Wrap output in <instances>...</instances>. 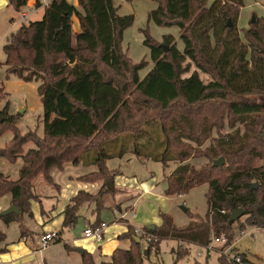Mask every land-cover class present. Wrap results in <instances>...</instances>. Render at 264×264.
<instances>
[{
  "label": "trees",
  "instance_id": "16d2710c",
  "mask_svg": "<svg viewBox=\"0 0 264 264\" xmlns=\"http://www.w3.org/2000/svg\"><path fill=\"white\" fill-rule=\"evenodd\" d=\"M29 1L8 3L20 12ZM34 1L39 7L40 0ZM153 1L158 6L148 14L149 21L179 28L184 49L172 35L158 42L145 30L144 45L154 67L144 79L140 72L148 62L133 63L123 46L135 16H120L113 0H78L79 8L54 0L40 20L7 35L5 80L35 85L43 134H21L17 116L2 112L0 137L8 131L14 136L0 148V160L21 161L23 166L17 177L0 173V199L11 195V204L20 211L0 217V223L21 224L23 215L31 214V201L38 198L34 179L43 175L52 183L53 168L63 169L81 158L99 167L81 180L104 185L97 194L80 192L71 201L64 226H75L88 202L96 203L101 212L103 197L110 191L107 183L115 176L105 163L123 157L131 147L138 157L165 167L177 165L165 178L167 196H183L207 185L208 210L205 216L188 210L190 222L182 227L162 214L161 226L144 228L159 239L146 247L129 226L119 239H130L131 247L116 248L109 261L100 264H144L164 240L206 248L224 237L222 251L230 246L238 221L241 230L249 226L264 230V19L238 30L244 0ZM74 17L80 32L74 30ZM201 74L208 76L207 82ZM9 95L1 83L0 101ZM224 127L229 129L226 134L220 131ZM30 143L35 147L25 150ZM220 157L225 165L214 167ZM201 158L208 163L195 167L190 162ZM238 209L244 211V222L231 221ZM99 220L91 226L101 225ZM21 230L24 237L23 224ZM5 241L0 227V253L7 250ZM188 254L179 251L177 260ZM234 255L241 263L220 254L219 264H254L244 253ZM82 258V264H97L87 251Z\"/></svg>",
  "mask_w": 264,
  "mask_h": 264
},
{
  "label": "rangeland",
  "instance_id": "374dc122",
  "mask_svg": "<svg viewBox=\"0 0 264 264\" xmlns=\"http://www.w3.org/2000/svg\"><path fill=\"white\" fill-rule=\"evenodd\" d=\"M113 1L115 6L119 9L118 13L120 16L131 14L135 16L134 24L124 33L123 46L125 51L128 52V55L132 59L133 63L138 64L143 60L148 62L147 67L140 72L141 79H144L154 67L150 56V49L144 45L145 30H148L149 34L158 42L162 41L163 36L172 35L175 38V43L177 44L178 48L183 51L184 45L180 39L181 33L179 28L159 27L153 21H149L148 14L157 8L158 4L156 2L153 0H133L132 2H127L126 0ZM42 15L43 11L35 15L32 18V21L40 20ZM17 16V22H19L20 16ZM253 16L256 20L257 18L264 19V0H244V6L241 8L240 12V20H238L236 25L237 29L242 30L248 28L252 22ZM73 20L74 30L76 32H80L81 30L79 21L76 18ZM5 42L6 39L0 43V87L1 83H4L7 86V89L9 90L7 92L10 95L5 96L0 101V115L2 117L3 111H5L4 113L7 112L9 115L14 113L12 115L17 116L16 124L21 134H25L27 132H36L37 134L42 135L43 112L40 100L37 110L33 111L32 109H28L26 106V100L31 98L30 93L27 91L28 87L34 86V88H36L35 85L21 82L15 78H12L9 81L5 80L6 66L4 63L6 61V55L3 49ZM201 77L207 82V75L201 74ZM35 95L37 96V91L35 92ZM262 102H264V98H262ZM7 105L8 107L6 108ZM215 131L214 137L218 135L217 130ZM220 131L226 134L229 132V129L224 127L223 131ZM13 136V132L8 131L2 137H0V148L8 144L12 140ZM209 143L210 142H207L202 147L203 151L208 147ZM34 147V144L30 143L25 146V150H29ZM190 162L195 167H200L204 163H208V160L206 158L191 159ZM81 163L84 166L93 164L91 162H86L84 158H81ZM107 165L110 169L119 168L123 172V179L125 181L127 179H135L136 181H139V183L147 182V184L153 185V180H155L154 185L157 188V194H150L141 197L136 208L137 219H133V222L136 223L135 225L138 228H144L146 224L148 225L152 222H154L152 224H160L162 222V214L173 217L174 222L178 227L188 225L190 222V217L181 209L183 206L188 208L190 212L197 213L200 216H205L207 213V185L196 187L188 194L183 196L166 195L165 191L167 186L165 183V178L177 167V165L174 163H170L165 167L162 163L154 162L147 157H138L133 151L131 152L130 147L128 149V153L123 157H115L113 159L107 160ZM91 166H94V164ZM55 171L62 173L67 172V170H60L58 168H55ZM48 185V182L44 178L39 180L36 184L38 193H42ZM108 186L109 188L112 187L111 183H109ZM116 188L117 191H114L115 189L113 190L110 188L111 192L107 193L109 196L105 201L107 206L110 204L113 206V210H106V208H103L101 209V212H99L97 210V204L94 202H88L86 204L87 206H85L88 209H94L96 213H99V216H101L100 214L103 211L102 218L106 223L110 224V230L113 231L117 229V225L112 224L114 220L112 212L114 209L117 211L118 208H122L125 211H128L129 209L132 210V207H127L123 203L119 204V202L122 201L121 198L124 200L129 198L135 199L136 197L138 198V195L141 193H137L135 188H121L119 186ZM41 200L46 201L47 203L49 201L44 198H41ZM117 203L119 205H114ZM244 220L245 217H242L240 221L244 222ZM99 221L102 222L101 220ZM120 222L124 221L121 220ZM239 226L240 224L238 221L234 225V238L231 241L230 246L227 247L229 248L230 255H234L235 253H244L248 256V259L252 263L264 264V230L251 226L241 230ZM124 244L125 243L121 244L120 247H123ZM143 245L145 247L147 246L144 241ZM159 246V252H152L149 258L145 259L144 264H219L218 258L221 254L219 249L222 247V245L216 244L214 241L210 247L203 248L195 244L181 243L176 240H164ZM181 250L188 251L189 254L186 257L177 260V254Z\"/></svg>",
  "mask_w": 264,
  "mask_h": 264
},
{
  "label": "crops",
  "instance_id": "0c3cea01",
  "mask_svg": "<svg viewBox=\"0 0 264 264\" xmlns=\"http://www.w3.org/2000/svg\"><path fill=\"white\" fill-rule=\"evenodd\" d=\"M69 2L79 8L78 0H69ZM41 11L44 13V9H37L34 0L29 1L27 6L23 7L20 12L14 11L13 8L9 6L8 0H0V43L12 30L22 24L31 22L32 18ZM25 13L28 16V22L23 23L21 14ZM17 15L20 16L19 22H17ZM41 17H43V15ZM4 87L6 92L9 91L5 84ZM27 91L31 95V98L26 100L27 108L33 111L37 110L39 98L35 95L36 88L30 86ZM91 165H87L88 167L84 166L81 161L77 163L69 162L64 165L63 169H60L67 170V172L64 173L55 171V168H53L51 170L52 183H49L43 175H39L34 179L33 190L38 198L31 201V214L26 213L22 217L21 224H23L25 230L24 237L21 236L22 230L20 223L13 222L9 225H5L2 222L0 223V227L6 233L4 245L7 247L5 252L0 253V264H82V254L79 253L77 249H83L91 253L96 263L100 264L101 262L109 261L110 256L116 248L129 249L131 247V240H122L119 239V236L125 233L129 226L138 228L135 225L136 223L133 222V219H137L136 208L141 197L157 194V188L154 185L155 180H153V185L147 184V182L139 183V181L135 179H127L125 181L123 179V172L119 168L110 169L107 162L105 166L109 171H118L114 172L115 176L113 180L107 183L108 189L112 188L113 190L115 189L114 191H117L116 187L119 186L121 188H135L137 193L141 192L138 198L136 197L135 199L129 198L124 200L121 198L122 201H120L119 204L123 203L127 207H132V210L129 209L125 211L122 208H118L117 211L114 209L112 212L114 219L112 224L117 225V229L113 231L110 230V224L103 220V211L100 214L101 216H99V213H96L94 209L86 208L85 206L87 205L85 204L79 212V218L75 226H64V212L71 204V201L80 192L97 194L104 185V181L85 182L81 180L82 177L88 174L98 172L99 167L97 165ZM22 166L23 163L21 161L11 164L7 160H0V173L6 176L17 177ZM42 178H44L50 186L48 185L42 193H38L36 184ZM109 183H111L112 186L110 188L108 186ZM108 196L109 195L106 194L103 197V207L106 208V210H113V206L111 204L107 206L105 202ZM41 198L49 200L48 203L41 200ZM119 204L117 203L114 205L117 206ZM10 206H12L11 195L4 196L0 199V212L6 210ZM99 219L103 221V225L105 226L103 240L101 242L88 239L84 236V231ZM121 220L124 222H120ZM152 223L146 224L145 227L150 225L159 227L162 224V222L160 224ZM47 233H54L57 238L48 248L40 250V238ZM123 243H125L123 247H120ZM66 246H68V248Z\"/></svg>",
  "mask_w": 264,
  "mask_h": 264
},
{
  "label": "built area",
  "instance_id": "2783aa9c",
  "mask_svg": "<svg viewBox=\"0 0 264 264\" xmlns=\"http://www.w3.org/2000/svg\"><path fill=\"white\" fill-rule=\"evenodd\" d=\"M54 0H40V6L37 7L38 8H42L45 9L47 8ZM22 16V22H28V16L25 14H21ZM21 24V23H20ZM105 231V226L103 225V223L99 226H95V227H89L84 231V236L88 239H93L97 242H101L103 240V234ZM135 233L138 237L143 238V241L146 244H154L158 241V238L147 232L144 228H135ZM57 236L54 233H47L45 235H43L40 238V250H44L46 248L49 247V245L54 242L56 240ZM214 243L216 244H224L225 243V238H218L214 240ZM229 248H226L222 251H220V253L222 255H225L227 257H230L232 259H235L237 263H241V257L240 256H236V255H230L229 253Z\"/></svg>",
  "mask_w": 264,
  "mask_h": 264
},
{
  "label": "water",
  "instance_id": "95a60500",
  "mask_svg": "<svg viewBox=\"0 0 264 264\" xmlns=\"http://www.w3.org/2000/svg\"><path fill=\"white\" fill-rule=\"evenodd\" d=\"M256 21L255 17L253 16V19H252V22L254 23ZM231 25V24H229ZM165 50L167 51L168 48L165 47ZM2 117L0 115V122H2ZM214 167H219V168H222L224 165H225V158L224 157H221L219 158L218 160H215L214 163H213ZM255 187H257V185L255 184ZM181 209L184 211V213H187L188 212V208L186 207H181ZM20 211L17 207H15L14 205L10 206L9 208H7L6 210L2 211L0 213V217H5V216H8L10 214H19ZM244 216V211L243 209H238L236 211H234L231 215V221H234L236 222L238 219L242 218ZM155 225H150L148 226L147 228L150 229V230H154L155 229ZM137 242H140V239H137ZM79 253L83 254L85 252V250L83 249H77Z\"/></svg>",
  "mask_w": 264,
  "mask_h": 264
}]
</instances>
